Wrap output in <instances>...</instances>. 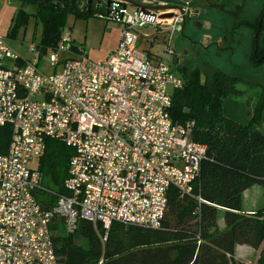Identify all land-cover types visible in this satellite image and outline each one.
<instances>
[{"label": "built area", "instance_id": "2783aa9c", "mask_svg": "<svg viewBox=\"0 0 264 264\" xmlns=\"http://www.w3.org/2000/svg\"><path fill=\"white\" fill-rule=\"evenodd\" d=\"M125 0H112L97 16L121 24L117 48L95 61L74 49L71 31L33 58H22L0 34V126L10 125L8 149L0 153V264H58L50 225L63 218L73 233L79 218L145 228L162 227L171 186L190 195L207 157V144L193 140L194 122L176 124L172 93L184 85L174 71L173 33L181 15L154 11L153 21L129 12ZM172 14V16H166ZM151 24L167 36L163 55L141 47ZM170 56V61L165 60ZM47 68H40L41 59ZM74 148L64 186L51 208L35 191L43 174L31 162L44 154L47 138Z\"/></svg>", "mask_w": 264, "mask_h": 264}, {"label": "trees", "instance_id": "16d2710c", "mask_svg": "<svg viewBox=\"0 0 264 264\" xmlns=\"http://www.w3.org/2000/svg\"><path fill=\"white\" fill-rule=\"evenodd\" d=\"M21 3L18 18L34 14L42 23V53L55 47L74 11L52 0ZM26 5L34 6L35 12H28ZM243 7L248 16L235 20L233 29L250 31L249 62L260 68L264 66V0H244ZM94 14L92 9L75 16L90 18ZM237 37L229 39L234 43ZM174 71L184 85L172 93V121H193L191 138L207 144V157L193 181L192 193L181 195L171 186L161 228L116 221L105 240L100 235L106 229L100 223L96 228L91 221L79 218L77 229L70 233L63 218H55L50 231L58 264H242L233 256L237 244L261 248L256 264H264V207L252 214L242 208L243 193L254 184L263 187L264 195V132L260 129L264 93L251 104L241 99L243 90L238 84L243 79L239 76L220 69L207 74L187 64ZM11 135L10 125L0 126V153L7 151ZM74 153L63 141L46 139L38 165L44 187L35 191L43 207L51 208L58 195L67 194L64 182ZM222 213L223 229L219 225Z\"/></svg>", "mask_w": 264, "mask_h": 264}, {"label": "rangeland", "instance_id": "374dc122", "mask_svg": "<svg viewBox=\"0 0 264 264\" xmlns=\"http://www.w3.org/2000/svg\"><path fill=\"white\" fill-rule=\"evenodd\" d=\"M21 4V0H0V34L6 37L10 46L22 58L30 59L33 58V54L29 47L32 43H39L43 26L34 14L26 18H18L17 13ZM129 7V12H136V7ZM25 9L30 13L35 12V7L32 5H26ZM94 10L95 14L87 20L82 19L83 17L77 18L73 14L69 15L64 30L72 31L78 49H84L90 59L99 60L111 47L116 45L122 26L116 21L100 19L97 14L105 12L103 7ZM255 10L256 7L253 11ZM164 28H156L151 24L141 28V34L147 35L141 41V47L152 54L163 55L167 38L162 31ZM11 32L13 35H10ZM250 35L248 29H241V36L237 37L238 41L233 43L227 40L224 50L215 46L216 41H219L217 35H208L203 37L202 41L209 39V48L197 47V52L189 49L180 54L181 61L187 65L199 67L207 74H211L214 69H220L228 74L241 77L243 81L238 84V87L243 90L241 99L253 104L264 93V66L256 68L249 62ZM224 44L225 42L223 46ZM170 58V56H165L167 61H170ZM45 61V59H41L39 63L41 69H49ZM260 129L264 132V123ZM38 161V159L33 160L31 167H37ZM250 191L252 193L250 201L262 200L263 189L259 184L251 187ZM246 204H248L247 200ZM257 251L259 252L258 257L255 252L249 259L247 258V264H256L261 248Z\"/></svg>", "mask_w": 264, "mask_h": 264}, {"label": "flooded vegetation", "instance_id": "af4514ba", "mask_svg": "<svg viewBox=\"0 0 264 264\" xmlns=\"http://www.w3.org/2000/svg\"><path fill=\"white\" fill-rule=\"evenodd\" d=\"M57 6L75 13L108 7L112 0H52ZM133 6L150 7L154 11L160 9H175L181 15L178 29L173 33L172 57L173 68L184 65L180 54L192 49L209 48V39L202 41L208 35H217L216 47L224 50L229 37L241 36V29L234 30L235 20L246 18L243 7L244 0H125ZM259 12V10H258ZM71 15V14H70ZM248 16V15H247ZM76 17V16H75ZM261 19L259 20V28ZM243 29V28H242ZM231 41V40H230ZM225 42L224 46L223 43ZM208 43V45H206ZM221 44V45H220Z\"/></svg>", "mask_w": 264, "mask_h": 264}, {"label": "crops", "instance_id": "0c3cea01", "mask_svg": "<svg viewBox=\"0 0 264 264\" xmlns=\"http://www.w3.org/2000/svg\"><path fill=\"white\" fill-rule=\"evenodd\" d=\"M82 19H89V18H82ZM72 33V31H71ZM72 38H73V41L74 43L76 44V40L75 38L73 37V33H72ZM119 40L120 38L118 39V42L116 43L115 46L111 47L106 53L105 55L102 57V59H99V60H95V61H101V60H104L112 51H114L117 46H118V43H119ZM77 45V44H76ZM142 46V45H141ZM89 57V56H88ZM172 60V59H171ZM39 162V161H38ZM39 165V164H38ZM38 167V166H37ZM254 185H257V184H254ZM253 185V186H254ZM260 185V184H259ZM251 186V187H253ZM261 186V185H260ZM250 188H248L247 190L244 191L243 193V203H242V208L244 210L245 213H248V214H252V213H255L257 210L261 209L264 207V195H262V200H257V202H255V200H252V193L250 191ZM262 187V186H261ZM263 189V187H262ZM246 200L248 201V204H246ZM219 225L221 227V229H223L225 227V222H224V218H223V213L220 214V218H219ZM256 252L257 256L258 257V251L257 249L253 248L252 246L248 245V244H237L236 247H235V250H234V259L235 261L237 262H240V263H244V264H247V258L249 259V257L253 256V254Z\"/></svg>", "mask_w": 264, "mask_h": 264}, {"label": "water", "instance_id": "95a60500", "mask_svg": "<svg viewBox=\"0 0 264 264\" xmlns=\"http://www.w3.org/2000/svg\"><path fill=\"white\" fill-rule=\"evenodd\" d=\"M144 8H145V6H141V9H140L138 15H141L145 20L153 21L156 14L153 12H150L148 10H144ZM148 8H150V7H148ZM166 16H172V14H169Z\"/></svg>", "mask_w": 264, "mask_h": 264}]
</instances>
